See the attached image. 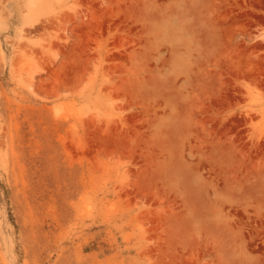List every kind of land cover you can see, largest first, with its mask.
<instances>
[{
	"label": "rangeland",
	"instance_id": "374dc122",
	"mask_svg": "<svg viewBox=\"0 0 264 264\" xmlns=\"http://www.w3.org/2000/svg\"><path fill=\"white\" fill-rule=\"evenodd\" d=\"M0 264H264V0H0Z\"/></svg>",
	"mask_w": 264,
	"mask_h": 264
}]
</instances>
